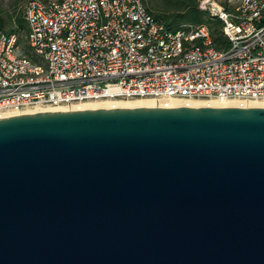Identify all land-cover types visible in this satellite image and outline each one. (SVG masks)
<instances>
[{"label": "water", "instance_id": "water-1", "mask_svg": "<svg viewBox=\"0 0 264 264\" xmlns=\"http://www.w3.org/2000/svg\"><path fill=\"white\" fill-rule=\"evenodd\" d=\"M0 264H264V107L0 117Z\"/></svg>", "mask_w": 264, "mask_h": 264}, {"label": "built area", "instance_id": "built-area-1", "mask_svg": "<svg viewBox=\"0 0 264 264\" xmlns=\"http://www.w3.org/2000/svg\"><path fill=\"white\" fill-rule=\"evenodd\" d=\"M223 22L172 30L143 0H28L0 31V113L96 100H264V0H199ZM22 42L25 49H21Z\"/></svg>", "mask_w": 264, "mask_h": 264}, {"label": "trees", "instance_id": "trees-1", "mask_svg": "<svg viewBox=\"0 0 264 264\" xmlns=\"http://www.w3.org/2000/svg\"><path fill=\"white\" fill-rule=\"evenodd\" d=\"M145 4V0H143ZM199 0H165L164 5L165 7L168 6V4H174L176 5V8L179 10L178 13L175 15H169V14H160V13H153L145 4L147 9L155 16V18L161 20L165 23V25L172 29L176 30L181 27H183L186 24H181L184 21L190 22L188 24L193 25H199V24H205L207 25L212 34V38L214 41V44L216 47H226L229 44L228 38L223 34L222 27L223 22L220 18H218L215 15H212L207 10H202L198 7ZM27 4V2H26ZM22 11L15 12L14 15L10 16V22L15 23V27H11L9 30H4L3 23L0 18V31L1 32H7L12 33L16 32L19 34L21 33V29H27L26 26V20L24 16V10L25 6ZM24 31V32H25ZM26 52L27 49H26Z\"/></svg>", "mask_w": 264, "mask_h": 264}, {"label": "bare ground", "instance_id": "bare-ground-1", "mask_svg": "<svg viewBox=\"0 0 264 264\" xmlns=\"http://www.w3.org/2000/svg\"><path fill=\"white\" fill-rule=\"evenodd\" d=\"M149 106H233V107H264V100H242V99H193L184 100L178 98L162 99L160 101L151 98H134L128 100H96L86 101L72 105H59L56 107H34L20 111H6L0 113V117L32 112L85 109V108H112V107H149Z\"/></svg>", "mask_w": 264, "mask_h": 264}, {"label": "rangeland", "instance_id": "rangeland-1", "mask_svg": "<svg viewBox=\"0 0 264 264\" xmlns=\"http://www.w3.org/2000/svg\"><path fill=\"white\" fill-rule=\"evenodd\" d=\"M164 1L165 0H145V4L153 13L175 15L179 12L174 4H168V6L165 7ZM26 2H28V0H0V18L3 23L4 30H9L11 27L14 28L16 26L15 23L10 22V16L14 15L15 12L22 11ZM207 11L210 13L209 10ZM188 23L190 22L184 21L181 24L183 25ZM24 31L25 29H21L22 34H24ZM25 46V43L22 42L21 49L26 50Z\"/></svg>", "mask_w": 264, "mask_h": 264}]
</instances>
